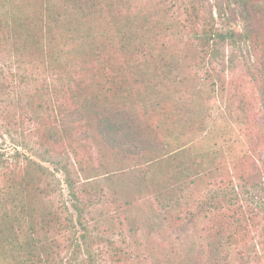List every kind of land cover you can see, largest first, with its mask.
<instances>
[{"label":"trees","instance_id":"obj_1","mask_svg":"<svg viewBox=\"0 0 264 264\" xmlns=\"http://www.w3.org/2000/svg\"><path fill=\"white\" fill-rule=\"evenodd\" d=\"M61 1L64 13L69 11L70 15L73 11L74 18L66 21V29L60 31L65 37L61 39L64 44L59 47L58 53L67 46L77 45V49L69 51L73 54L77 51L76 55L81 56L89 51L91 58L101 65L96 46L71 30L72 26L79 25V19L86 18L89 13L92 16L99 14L101 2ZM215 8L219 25L211 7L207 16L201 15L197 7L192 8L190 15L202 21V28L194 33L193 39L201 48L198 67L206 71L207 90L224 93V72L229 69L234 71L236 62L242 60V64L260 83V115L264 121V47L255 27L256 20H261L262 13L264 15V0H227V6L216 1ZM47 9L31 8L28 14L12 16L11 35L18 57L34 59L38 54L48 55L46 65L49 72L59 81L61 79L63 84L61 88L49 87L62 98L57 97L59 99L55 102H59L51 103V118L54 121L51 123L49 118V122L44 124L46 138L53 145L42 142L39 152L32 154L43 162L51 163L54 171L29 158L26 153L18 151L11 159L0 149V264H100L105 262L106 257L113 263H120L124 252L108 237L115 231L116 224L111 223L101 230V221L109 219L103 212H96V206L116 210L114 214L121 223L118 227L127 229L137 248L142 246L137 238L140 232L147 241L155 236L164 239L168 229H177L175 233H182L183 236H177L169 246L163 261L153 258L157 264H231V247L239 237L244 241L251 230L259 235L264 246V202L258 194L248 190L243 177L240 176V179L244 184L226 177L218 152L191 157L185 134H175L173 132L177 128L163 130L161 126L169 121V113L164 111L167 101L172 100L170 96L179 94L180 88L185 85L181 66L174 62L164 64L160 81L164 85H151L143 79L146 86L140 90L126 86V80L108 72L109 80L101 84L99 90L89 85L95 80L90 83L71 80V85V81L64 82L66 74L71 72L66 70L67 67L59 60L61 56H56L53 49L56 45L54 31L64 25L60 20L65 15L60 14L59 9L55 12L51 6ZM236 13L245 23L242 33L233 27ZM75 18L77 24L73 23ZM130 30L126 26L119 31L123 50L130 48V33L127 32ZM179 32L182 33V30ZM248 45L257 53L256 58H252ZM227 46L237 51L228 55ZM66 53L69 55L71 52ZM27 67L24 62H17L15 68L0 65V106L9 107L15 99L16 104L21 105L18 96L21 98L23 89L34 80V74L28 73ZM100 73L99 66L90 72L94 76ZM163 88L167 89L165 93ZM15 92L20 95L12 97ZM222 104L230 117L235 115L233 118L241 121L229 104ZM244 105L239 106L237 113L246 117ZM20 109L24 110L23 107ZM186 110L182 106L180 111L183 113L178 111L186 115L185 119L179 118L181 124L185 120L186 125L190 123L188 127L198 121L200 126L203 125L207 112L200 113L197 122H191L195 114ZM164 131L168 137L177 135L172 137L177 142L172 151L167 149L166 140H160ZM84 140L94 143L100 155L101 162L92 169L77 159L79 150L76 143ZM64 144L68 145L69 151L62 150ZM22 148L28 149L27 146ZM108 158L113 160L118 174L131 176L129 184L111 189L96 180L99 171L108 167V162H104ZM58 172L65 177L68 202L56 179ZM202 180L203 196L193 197L192 192ZM262 185L256 184L254 188L264 192ZM148 197L152 203L144 205L147 214L142 218L141 213L140 218L132 217L129 208ZM122 241L126 243L125 239ZM104 243L113 251H108V256L103 250L94 248ZM239 256L242 264L260 260L256 250L247 255L239 252Z\"/></svg>","mask_w":264,"mask_h":264},{"label":"rangeland","instance_id":"obj_2","mask_svg":"<svg viewBox=\"0 0 264 264\" xmlns=\"http://www.w3.org/2000/svg\"><path fill=\"white\" fill-rule=\"evenodd\" d=\"M99 1L102 7L101 12L94 16L89 13L86 18L79 19V25L72 26L71 30L77 31L78 36L85 37L84 40H88L96 46L98 53H100L101 65L91 58L89 51L83 56L76 55L77 51L74 54L69 51L70 49H77V45L67 46V49L58 53L59 49H61L59 47L64 44L61 39L65 37L64 34L61 35L60 31L61 29H66L65 27L68 24L66 21L74 18L71 14L73 11L70 12V15H68L69 11L64 13L61 0H0V65L15 68L17 62H24L29 66L27 67L28 73L34 74L33 82L30 86L23 89L21 98L18 96L20 93L15 92L12 95V97L18 96L21 105L18 104V106L16 104L17 99H15L9 107L0 106L1 151H4L7 157L11 159L18 151L26 153L29 158L54 171L51 163L43 162L37 155L34 156L32 154L34 151L39 152L38 149L41 147L40 144L42 142L50 146L53 145L46 138V127L44 124L49 122V118L51 123L54 121L51 118L53 114L51 112V103H58L59 101H55L60 96H56L49 87L57 86L61 88L63 84L60 82L61 79L59 81L58 78L53 77L49 72V68L46 65V62L47 64L49 62L48 55L38 54L34 56V59L18 57L16 52H14L13 36L11 35L12 16L28 14L31 8L35 9L37 7H41L45 11L51 6L55 12H58L59 9L60 14L65 15L60 20L64 25L61 24L54 31L57 47L55 44V48L53 47L55 55L61 56L59 60L67 67L66 70L71 72L66 74L67 77L64 82L75 80V82L90 83L95 80L96 82H92L89 85L99 90V86L109 80V75H106V72H108L109 74L119 75V79L123 78L126 80V86L134 90H140L141 87L144 88L146 86V81L151 85L158 83L164 85L160 82L163 76L161 68L164 64L177 63L178 66H181L180 73L185 77L186 82L180 88L179 94L174 96L167 95L172 100L167 101L164 108V111L169 113V121L166 120L164 125H161L163 130H174L177 128L173 133L183 132L188 143L186 146L188 154L191 157L208 154L210 151L218 152V156L224 164V171L222 172H226V177L232 178L235 183L244 184L242 179H240V176L243 177L248 190L253 194H258L264 202V192H260L259 188H254L256 184L264 185V121L260 115V83L252 76L248 67L242 64L243 61L238 60L234 71L229 69L223 74L226 88L224 93H212L207 90L205 69L202 70L198 67L199 62H201V48L193 37L194 33H197V30L202 28V21L195 20L194 17L190 16L193 12L192 8H199L200 14L207 16L211 7L219 25L215 3L218 1L221 5L227 6V0ZM260 16H262L260 17L261 20H256L255 27L264 47L263 13ZM73 23L77 24V18L73 20ZM126 26L131 29L127 31L130 33L131 45L129 44V49L123 50L120 45L121 32L119 36V31ZM233 27L241 33L245 30V23L237 13ZM179 30H182V33ZM262 46L259 45V48ZM247 48L252 54V58H256L257 53L249 45ZM226 50L228 55L233 51H237L232 50L230 46H227ZM66 52L71 53L68 55ZM47 53L48 51H46ZM250 54L248 52L247 56L249 57ZM96 66H99L101 73L94 76L90 72L94 71ZM143 79L145 82H143ZM165 90L167 89L163 90L164 93ZM60 99L62 98L60 97ZM66 101H68L67 98ZM223 102L232 107L234 113L236 112V115L241 117V121L238 118H233L235 115L230 117L227 114L225 106L222 104ZM242 103L245 104L246 117L237 113ZM177 106H179V110H177ZM182 106L187 108L186 111L195 114L191 122L194 120L197 122L200 113L207 112L203 125L200 126L198 121L197 124L193 123L188 127L190 123L186 125L185 120L181 124L179 118L185 119L186 116L178 113V111L181 112L180 107ZM21 107L24 108L23 111L20 109ZM36 117L38 120H36ZM176 136L168 137L164 131V134L160 136V140H166L165 142L169 146L167 149L172 151L174 150L173 146L177 145V142L172 137ZM22 146H27L28 149L24 150ZM76 146L77 150H79L77 159L81 160L86 167H91L90 169H92L101 162L94 143L84 140L76 143ZM62 150L69 151L68 145L64 144ZM67 153L71 158H74L70 152ZM72 161L76 162L74 159ZM104 162H108V167L101 169L99 171L100 175L96 179L103 187L108 188L110 186L111 189H120L122 186L129 184L131 176L123 175V173L118 174L113 166L114 162L112 159H105ZM22 163H25L24 159H22ZM56 179L63 190L64 199L68 202L69 197L64 175L58 172L56 173ZM201 187L202 189L204 188L203 180L198 183V186L192 192L193 197L200 198L203 196L204 192H201ZM150 201V197L139 201V203L129 208V213L132 217L136 216L135 218H140L139 214L141 213L142 218L147 214V208L144 205L148 202L151 205L152 202ZM68 206L74 212L70 203ZM101 209L104 211H101ZM95 210L96 212L99 210V213L103 212L109 219L107 222L101 221L102 227L99 225L101 230L108 228L111 223L116 224V227H114L115 231L108 237L116 246L120 249L122 248L124 252L120 257V263H113L109 257H106L105 262L102 261L100 264H157L153 258L158 257L159 261L160 259L163 261L162 257L166 255L170 248L169 246L177 236L182 235V233H175L177 231L175 227L174 231L168 229L164 234V239L155 236L150 241H147L142 232H140L137 238L142 242V246L137 248L127 229L119 228L121 223L114 214L116 210L113 207L110 209L108 206H96ZM174 214H177V212H174ZM88 220L90 221L91 219L88 218ZM201 232L205 234V231ZM122 239H125L126 243H123ZM261 240L259 235L253 230H251V233L244 241L240 237L237 238V243L230 250L231 264H242L239 252L247 255L255 250L258 252L260 260L252 262L249 260V262L244 264H264V246L260 243ZM94 248L103 250V253L105 252L106 254L105 256H108L109 252H113L112 248L108 247L106 243Z\"/></svg>","mask_w":264,"mask_h":264}]
</instances>
